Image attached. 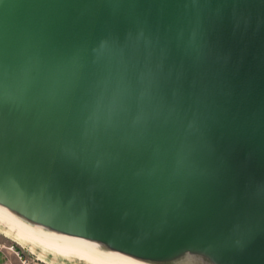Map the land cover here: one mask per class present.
Returning a JSON list of instances; mask_svg holds the SVG:
<instances>
[{
	"label": "water",
	"instance_id": "95a60500",
	"mask_svg": "<svg viewBox=\"0 0 264 264\" xmlns=\"http://www.w3.org/2000/svg\"><path fill=\"white\" fill-rule=\"evenodd\" d=\"M0 208L144 264H264V0H0Z\"/></svg>",
	"mask_w": 264,
	"mask_h": 264
},
{
	"label": "bare ground",
	"instance_id": "6f19581e",
	"mask_svg": "<svg viewBox=\"0 0 264 264\" xmlns=\"http://www.w3.org/2000/svg\"><path fill=\"white\" fill-rule=\"evenodd\" d=\"M0 236L41 264H144L97 245L32 227L0 208ZM7 247L3 245V249ZM34 260V259H33Z\"/></svg>",
	"mask_w": 264,
	"mask_h": 264
},
{
	"label": "rangeland",
	"instance_id": "374dc122",
	"mask_svg": "<svg viewBox=\"0 0 264 264\" xmlns=\"http://www.w3.org/2000/svg\"><path fill=\"white\" fill-rule=\"evenodd\" d=\"M0 243H2L6 247H10L14 245L13 243L8 242L2 236H0ZM16 250L20 252L22 259L19 260L12 252H8L7 250H3L0 252V264H41L36 260V256L28 254L27 252L19 249L16 246ZM34 259V260H33Z\"/></svg>",
	"mask_w": 264,
	"mask_h": 264
},
{
	"label": "built area",
	"instance_id": "2783aa9c",
	"mask_svg": "<svg viewBox=\"0 0 264 264\" xmlns=\"http://www.w3.org/2000/svg\"><path fill=\"white\" fill-rule=\"evenodd\" d=\"M3 250H7L8 252H12L19 260L22 259V256L20 254L19 251L16 250V247L15 246H8L6 249H3V244L0 243V252H2Z\"/></svg>",
	"mask_w": 264,
	"mask_h": 264
}]
</instances>
